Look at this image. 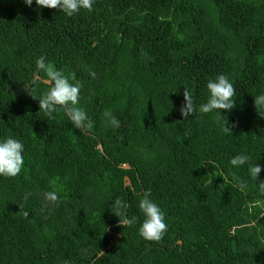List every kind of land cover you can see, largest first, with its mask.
Returning <instances> with one entry per match:
<instances>
[{
	"label": "trees",
	"instance_id": "trees-1",
	"mask_svg": "<svg viewBox=\"0 0 264 264\" xmlns=\"http://www.w3.org/2000/svg\"><path fill=\"white\" fill-rule=\"evenodd\" d=\"M41 55L82 82L91 132L40 111L33 97L46 78L30 86ZM218 74L236 89L235 107L221 111L232 134L217 111H198ZM184 88L197 106L186 120ZM262 93L264 0H95L72 17L0 0V140H20L25 161L0 176V264H264ZM240 153L250 160L234 168ZM54 185L61 202L45 207ZM146 190L168 224L160 242L139 234ZM117 198L135 225L117 227Z\"/></svg>",
	"mask_w": 264,
	"mask_h": 264
},
{
	"label": "clouds",
	"instance_id": "clouds-1",
	"mask_svg": "<svg viewBox=\"0 0 264 264\" xmlns=\"http://www.w3.org/2000/svg\"><path fill=\"white\" fill-rule=\"evenodd\" d=\"M27 6H31L33 0H24ZM37 7L57 9L66 16L72 17L78 14L81 9L88 12L93 11L95 0H35ZM36 71L34 79L31 82L30 90H35L39 83L40 75L46 78L47 91L38 97H33L39 101V109L43 111L48 119H55L54 114L63 112L68 117L75 128L82 132H91L94 122L89 118L87 112L80 106V94L83 84L76 79L74 72L66 73L64 70L56 68L55 64L48 61L46 56L41 55L35 62ZM93 77L95 76L92 73ZM209 92L205 103L199 105L198 111L203 114L217 111L218 118L221 121L222 131L226 134H232V127L228 126V120L221 116L222 110H232L235 107L236 89L229 77L225 74H218L214 79H209L206 84ZM184 103L180 107V114L184 120L193 116L197 112V106L193 102V93L191 89L184 88ZM254 106L258 115L264 117V93L254 97ZM105 115L109 117V124L114 128H119L121 123L118 118L110 112ZM24 144L15 138L8 137L0 140V176L13 178L18 176L24 167ZM250 160V156L240 153L231 158L230 164L234 168H239ZM262 168L255 164L249 168L250 176L258 180ZM232 180L235 186L243 190L247 187L246 182L236 173L232 174ZM258 188L261 194H264V181L258 182ZM63 186H55L53 190L42 193L45 207L49 204L58 205L61 202L60 193ZM31 193H26L24 199L27 200ZM139 210L144 219L139 227L140 236L147 241L160 242L168 231V224L165 220V213L160 206L151 198L150 190L140 194ZM128 205L122 198H117L111 205L112 213L118 217L117 227H131L137 223V217H129L127 214ZM27 217V211L22 212ZM65 264H68L66 261Z\"/></svg>",
	"mask_w": 264,
	"mask_h": 264
},
{
	"label": "water",
	"instance_id": "water-1",
	"mask_svg": "<svg viewBox=\"0 0 264 264\" xmlns=\"http://www.w3.org/2000/svg\"><path fill=\"white\" fill-rule=\"evenodd\" d=\"M43 82L46 83L45 80H43ZM46 84H47V83H46Z\"/></svg>",
	"mask_w": 264,
	"mask_h": 264
}]
</instances>
